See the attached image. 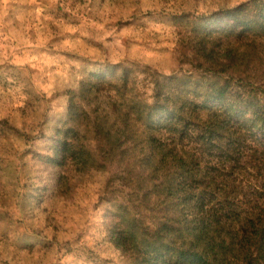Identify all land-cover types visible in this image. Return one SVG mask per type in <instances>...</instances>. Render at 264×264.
I'll use <instances>...</instances> for the list:
<instances>
[{
    "label": "clouds",
    "instance_id": "1",
    "mask_svg": "<svg viewBox=\"0 0 264 264\" xmlns=\"http://www.w3.org/2000/svg\"><path fill=\"white\" fill-rule=\"evenodd\" d=\"M0 264H264V0H0Z\"/></svg>",
    "mask_w": 264,
    "mask_h": 264
}]
</instances>
